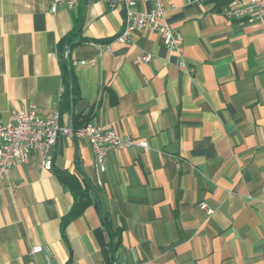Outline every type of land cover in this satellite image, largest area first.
I'll list each match as a JSON object with an SVG mask.
<instances>
[{
	"label": "crops",
	"instance_id": "0c3cea01",
	"mask_svg": "<svg viewBox=\"0 0 264 264\" xmlns=\"http://www.w3.org/2000/svg\"><path fill=\"white\" fill-rule=\"evenodd\" d=\"M52 1L0 0V121L52 112L73 34L76 93L63 123L114 128L148 148L110 149L98 193L73 219L59 174L96 187L88 140L62 136L51 171L36 155L15 164L0 190V264H46L36 246L51 249V264H264V23L226 18L224 0H170L180 58L151 30L118 41L122 7L79 0L52 14ZM144 54L151 61L137 65Z\"/></svg>",
	"mask_w": 264,
	"mask_h": 264
},
{
	"label": "built area",
	"instance_id": "2783aa9c",
	"mask_svg": "<svg viewBox=\"0 0 264 264\" xmlns=\"http://www.w3.org/2000/svg\"><path fill=\"white\" fill-rule=\"evenodd\" d=\"M79 0H53L50 12L56 14L59 7L65 5L73 9ZM86 2L104 1L111 8L122 7L125 19H129V26L124 27L122 34L117 38L120 42L128 41L136 32L151 30L160 34L165 46L180 58L184 50V38L175 32L166 19V5L170 0H85ZM202 2L203 0H189ZM151 4L150 10L142 8ZM226 18L245 21L247 23H264V0H251L248 4H229L222 9ZM62 59L69 63L67 47ZM152 59L150 54H144L135 60L137 65L148 63ZM83 64V63H82ZM180 68L186 70V64L181 61ZM71 70L69 65L68 71ZM74 98L73 85L70 75L63 74L59 90V102L47 117L38 116L35 108L22 109L12 112L10 121H0V190L2 181L8 176L15 164H25L32 155H36L40 166L45 171L53 169V159L50 150L62 136L76 139H86L94 152V167L96 172V188L102 185L101 175L106 172V157L110 149H127L135 145L147 149L146 142H135L123 136L114 128L100 125H84L75 127L73 122L64 124L62 120L63 104L66 99ZM73 102L71 103V108ZM205 208V206H202ZM211 213V211H209ZM44 254L47 263L51 264L52 251L46 246L32 248L30 254Z\"/></svg>",
	"mask_w": 264,
	"mask_h": 264
},
{
	"label": "trees",
	"instance_id": "16d2710c",
	"mask_svg": "<svg viewBox=\"0 0 264 264\" xmlns=\"http://www.w3.org/2000/svg\"><path fill=\"white\" fill-rule=\"evenodd\" d=\"M233 0H224L222 2V6L225 5H229L232 3ZM77 36V35H76ZM75 35L72 34V36L69 38V40L66 42L67 44V49L71 48L73 45H75L77 42H75L74 37H76ZM64 47V46H62ZM65 50V48L62 49V52ZM63 54V53H62ZM62 68H63V73L66 75H70L71 80H72V85H73V94H74V98L71 101L70 99H66L64 104H63V108H71V103H74L75 100V79L74 76L72 74V68L70 71H68L69 69V64L67 62H63L62 60ZM73 122L75 123V118H72ZM60 179L62 180V182L68 186L74 196H75V204L74 207L71 211V213L68 215V219H73V218H77L78 216H80L87 207L90 206V204L92 203V194L94 193H98V189L90 182V180L87 179L86 176H84L83 174H81L80 177H76V176H71L68 175L66 173H61L59 174ZM105 225L107 226L108 230L111 232V229L108 226V223L106 220H104Z\"/></svg>",
	"mask_w": 264,
	"mask_h": 264
},
{
	"label": "bare ground",
	"instance_id": "6f19581e",
	"mask_svg": "<svg viewBox=\"0 0 264 264\" xmlns=\"http://www.w3.org/2000/svg\"><path fill=\"white\" fill-rule=\"evenodd\" d=\"M129 26V19H125V27ZM67 54H68V49H67Z\"/></svg>",
	"mask_w": 264,
	"mask_h": 264
}]
</instances>
